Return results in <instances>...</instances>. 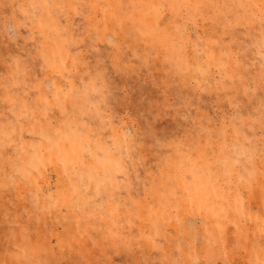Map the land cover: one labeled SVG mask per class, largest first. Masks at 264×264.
I'll list each match as a JSON object with an SVG mask.
<instances>
[{"label":"clouds","instance_id":"clouds-1","mask_svg":"<svg viewBox=\"0 0 264 264\" xmlns=\"http://www.w3.org/2000/svg\"><path fill=\"white\" fill-rule=\"evenodd\" d=\"M0 264H264V0H0Z\"/></svg>","mask_w":264,"mask_h":264}]
</instances>
